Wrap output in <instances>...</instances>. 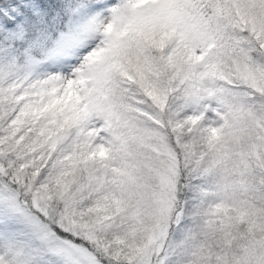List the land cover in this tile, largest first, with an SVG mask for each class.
Returning a JSON list of instances; mask_svg holds the SVG:
<instances>
[{
	"label": "snow or ice",
	"instance_id": "obj_1",
	"mask_svg": "<svg viewBox=\"0 0 264 264\" xmlns=\"http://www.w3.org/2000/svg\"><path fill=\"white\" fill-rule=\"evenodd\" d=\"M0 264H264V0H0Z\"/></svg>",
	"mask_w": 264,
	"mask_h": 264
}]
</instances>
